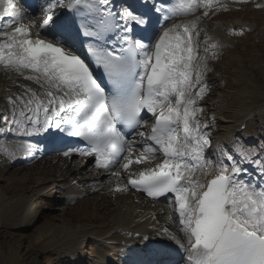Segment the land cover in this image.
<instances>
[{
    "label": "snow or ice",
    "instance_id": "snow-or-ice-1",
    "mask_svg": "<svg viewBox=\"0 0 264 264\" xmlns=\"http://www.w3.org/2000/svg\"><path fill=\"white\" fill-rule=\"evenodd\" d=\"M63 2L45 0L39 29L60 33L70 47L81 32L94 39L87 53L102 68L111 91L106 92L89 63L60 40L33 38L37 25L22 23L21 0H0V20L9 18L0 29V64L21 74L30 71L33 75L26 79L47 85L46 99L30 89L27 99L18 98L23 108L14 121L17 131L36 134L54 127L86 142L87 148L75 151L95 155L96 165L104 169L119 165L127 170L133 162L144 163L161 154V163L140 171L136 178L130 176L128 183L153 199L171 194L169 206L178 215L184 240L167 228L163 234L183 250L182 264H264V185L244 180L248 169L242 167L243 163L254 165L264 180V156L237 144L233 149L239 161L219 146L213 152L219 153L216 160L205 155L211 141L204 131L207 122L199 118L203 108L197 102L208 90L201 86L206 65L197 61L191 27L174 24L150 45L146 41L152 18L147 13L133 11L126 4L117 7L112 0H68L67 11L80 21L74 29L55 11ZM211 3L174 0L167 6L154 4L153 10L170 20ZM134 26L143 33L139 38L134 36ZM143 111L155 123L147 136L143 131L137 133L145 146L133 158V141L118 126L142 127ZM225 159L231 163H224ZM121 160L126 162L120 164ZM212 174L214 178L206 179ZM157 255L161 259L155 264H171L164 258L166 251Z\"/></svg>",
    "mask_w": 264,
    "mask_h": 264
},
{
    "label": "rangeland",
    "instance_id": "rangeland-1",
    "mask_svg": "<svg viewBox=\"0 0 264 264\" xmlns=\"http://www.w3.org/2000/svg\"><path fill=\"white\" fill-rule=\"evenodd\" d=\"M259 4H244L239 10L217 15L207 21L212 30L221 29L228 40L225 46L216 48L220 57L213 59V63L210 62L207 66V71L209 68L215 71L209 72V75H213L202 80V84L210 89L201 103L197 102L203 108L200 119L207 122L213 141L220 139L218 137H221L224 124H232V116L242 105L239 101L242 92L250 95L247 105L264 106V5L259 7ZM238 78L243 80L240 84L236 83ZM245 126L255 132L261 128L259 131L262 132L264 113L256 115ZM57 156L58 154L41 158L35 163L0 164V264H105L103 259L100 262L97 260L98 256L113 252L114 249L108 250L105 246H109L112 241L118 242L123 237L120 234H114L111 239L106 237L113 232L110 225L111 222L114 223L112 220L118 217L113 204L117 196L110 188L112 182L109 186L100 184L102 188L99 184L95 185L96 179H89L92 182L91 188H96L94 195L90 193L85 198L86 191L83 197L80 195L78 199H68L69 201L63 198L67 188H61L56 193L58 204H51L55 195L51 198L43 195L34 200L33 212L24 219L20 212H14L15 208H7L3 204L7 199L13 204L17 199L30 195L38 180L52 174L60 175L61 170L53 172L54 167L51 166L59 158ZM72 156L70 160L73 159ZM74 160L68 169L76 168L78 161L75 163ZM88 173L83 171L75 176L84 177ZM85 179L86 177L80 182L87 189L84 187ZM68 181L65 182L66 185ZM106 190L110 191L108 195ZM127 196H124L125 200H129L127 203L133 202L134 195L128 193ZM122 197L120 195L119 199ZM120 203L127 204L125 201ZM163 214L162 219H167L168 214ZM86 229L95 231L93 235H87L84 231Z\"/></svg>",
    "mask_w": 264,
    "mask_h": 264
},
{
    "label": "bare ground",
    "instance_id": "bare-ground-1",
    "mask_svg": "<svg viewBox=\"0 0 264 264\" xmlns=\"http://www.w3.org/2000/svg\"><path fill=\"white\" fill-rule=\"evenodd\" d=\"M28 17L29 15L25 16L26 21ZM207 18H209V13L207 14L204 13L200 19L197 17H192L191 21H188L189 22L188 25L190 27H192L193 24L198 26V28L193 30V33H196V31L203 29L202 34H201V36H204L202 37L204 39L203 43L204 42L207 43V46H208L206 59L210 57H215L217 55V51L215 49L216 46L226 44L227 42V40L224 39L223 36L221 37L220 32L216 30H212L208 26ZM27 22L31 23L29 21ZM36 25L38 26L39 24L36 23ZM207 29H209L210 31ZM213 45H215L214 48L212 47ZM195 47H198V46H195ZM198 56L199 54H197V61H201L203 63L204 60L202 59V55L200 57ZM204 72L205 71L203 70V73ZM28 75H33V73L25 70L21 74L11 68H6L3 64H0V115L3 117H5L6 115L9 116L7 117V120H5L4 125H6L7 127V132L9 130H12L14 132L15 138H22L25 136V134L17 131V126H16V123L14 122L16 117H18L19 115V109L23 108V104L21 100L18 98L23 97L24 99H27L30 93H28L26 90L30 89L32 92H35L41 99H46L45 88L47 87V85H45L44 87H41V85L38 84L36 81L26 79L25 77ZM241 81H243L242 78L241 79L238 78V81L236 83H239ZM242 93L243 94L239 96V101L240 103H242V105L239 107V109H237V111H235L234 115L232 116L234 118L232 120V124L231 125L224 124L221 137L220 136L218 137V138H223L222 143L218 144V146H224L223 143L226 142V140H228L230 137L236 140L234 137L238 132L246 133V130H240L241 126H243L244 124L247 125L249 121H251L256 115L259 114L261 116L264 113L263 105H260L262 107L247 105L250 95H245L246 92H242ZM9 98H11L12 103L9 102ZM228 98L230 99V96H228ZM14 112H15V116H14ZM2 129L3 128H1V130ZM258 133H262V132L259 131ZM25 138H29V137H25ZM7 140L8 138H5L4 141L0 143V152L5 155L4 159H0V164L10 165V164L25 163L28 161H33L32 163H35L36 161L38 162L40 161L39 160L40 156L43 155L42 144H38L34 142L35 146L32 147L31 145H28V143L24 140H20L17 142L11 141L10 144L7 143L8 142ZM251 143L257 144V145L262 144L264 146V143H262L258 138H254L251 141ZM234 144L235 143L230 144L229 146H227V148L233 147ZM15 146L18 148V150H22V151L12 152L15 150L16 148ZM22 146H26L27 150ZM11 147H14V148L10 149ZM75 150L77 149H74L73 152L70 153L69 155H64L65 152H59L57 156L59 158H57L54 161V163H52L51 166L54 167L52 169L53 172H55L56 169L61 170L60 175L58 174V172H56L58 175L52 174L50 175V177H45L43 179L38 180L36 182L35 187L31 190L30 195L17 199L15 202H13V204H11L12 202L10 203L9 201H7L8 199L7 200L4 199L5 201L2 200L4 201L3 204L6 205V207L8 206L7 208L9 207L15 208L16 211L12 209L11 211L12 212L14 211L17 213L20 212L22 214V219H24L28 214H31L33 212L34 200L42 198L43 195L44 196L47 195V197H50V198L52 197V195H55L54 197L55 199L51 200V204H54L55 202L58 204L59 202L56 201V199H57V194L60 192V190H62L61 188H65V187L67 188L65 194L67 193L68 196L65 197V194L63 196L65 200L66 199L76 200V198H78V196L80 195H82L80 197H83L86 194L85 193L86 191L88 192L84 196L85 198H87L88 197L87 195L90 193H93L94 195V192H95L94 189L96 188L95 187L91 188L92 182L91 180H89L93 178L92 181H94L95 179L97 180L96 181L97 184L95 183L96 186L98 184L99 186L100 184L102 186L105 184H108L109 186V184L112 182L111 184L112 186H110V188L112 189L111 191L116 193V196H117L116 201L113 204H114V208L117 211L118 217L116 214L115 218L116 217L117 218L112 220L114 223L111 222L110 225H111V229L113 232H111L109 235L106 236L107 239H111L112 236L115 234V232H118L120 234L123 233L125 235L132 234V238H133V236L139 231L142 232V235L144 238H147L151 235H156L157 233H161L164 227L170 224V222L172 221L171 218L170 220L168 219L162 220V219H159V216H158V218L155 219L156 216L153 217V215L150 214L151 210L147 209L148 207L147 208L142 207L143 204L141 202L138 204H135L134 202H131V201L127 203L129 200L128 201L125 200L126 198H124V196L119 199V196L123 194L120 193V191H114L113 184L121 182L124 179V177L127 175V173L129 172V168L125 170L122 167H119L115 171V173H118L119 175L114 176L112 172H110L109 170L98 167L97 165L95 166V163H94L95 159L91 155L87 156L83 164L80 161L77 162L76 159L74 160L75 158L74 155H77L79 153L78 151H75ZM134 150H137V149L134 148ZM24 153H28V157L26 158V160L25 159L23 160V157H22ZM12 155H13L12 161L10 162L6 161V158H11ZM71 156L73 157L72 160H74L75 163L77 162V166L74 164V166H76L74 170L68 169V167H70V165L72 164V160H70ZM133 165H136V164L133 162ZM83 171L87 173L92 171V173H95V174L88 173V175L91 176V178H89L88 175L84 176L86 177V179L84 180L86 182L84 184V187H86L87 189L83 188L80 182V180L84 179V177L81 176L82 177L81 178L80 176H78L76 178L75 176L76 174H79ZM76 179H79V180L76 183H74V180ZM67 181L69 183L66 185L65 182ZM122 186H123L122 187L123 189H126L127 187V185H122ZM88 188H91V189H88ZM63 191H65V189ZM109 192L108 190H106L105 191L106 195H108ZM128 192L129 194L134 195L132 197H138V195L136 196L134 191L130 190ZM124 201L127 204L124 205L123 203ZM120 202H122L123 204H121ZM157 203H161V202H157ZM126 205H128V207H126ZM84 231L87 232L86 233L87 235H93L95 229H92V230L86 229ZM181 240L183 241L184 237H182ZM86 243L85 245H87ZM108 247L110 249H113V247H115V244L109 245ZM178 252L180 253L181 256L185 255L184 252L182 253V250ZM131 261H132V258H131Z\"/></svg>",
    "mask_w": 264,
    "mask_h": 264
}]
</instances>
